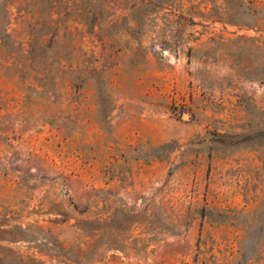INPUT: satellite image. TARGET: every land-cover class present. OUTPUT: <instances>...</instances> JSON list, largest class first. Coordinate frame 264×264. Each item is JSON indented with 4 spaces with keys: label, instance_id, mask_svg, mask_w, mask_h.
<instances>
[{
    "label": "rangeland",
    "instance_id": "1",
    "mask_svg": "<svg viewBox=\"0 0 264 264\" xmlns=\"http://www.w3.org/2000/svg\"><path fill=\"white\" fill-rule=\"evenodd\" d=\"M12 226L81 264H264V0H0Z\"/></svg>",
    "mask_w": 264,
    "mask_h": 264
},
{
    "label": "trees",
    "instance_id": "2",
    "mask_svg": "<svg viewBox=\"0 0 264 264\" xmlns=\"http://www.w3.org/2000/svg\"><path fill=\"white\" fill-rule=\"evenodd\" d=\"M29 231L31 232L30 228L23 229L20 226H12V227L0 230V234L3 235L2 238H0V242L7 244L5 246L0 245V261H3L5 258H8L11 260V262L13 263L16 262L18 264H42L41 260L35 257L34 255L22 256L16 251H14L12 247H9L8 245H14L19 242H25L28 244L34 243L36 244L34 248H37V254L46 255L45 253H49V250H45V252H43L42 249H46V247L48 246V243L53 244L55 241L56 244L54 245V247L55 249H58V251L62 253V255H59V256H62L61 257L62 259L66 260L69 264H81L80 261L71 260L68 254H64L66 253L65 248L63 247V245H60L58 241L52 240V242L51 241L49 242L47 239H43V240H32L31 239L30 240V238H28L27 236L28 234L25 233ZM79 256L80 258H85L86 253L84 251H81L79 252ZM90 261L91 259L85 260L86 264H88ZM85 262L83 264H85Z\"/></svg>",
    "mask_w": 264,
    "mask_h": 264
}]
</instances>
